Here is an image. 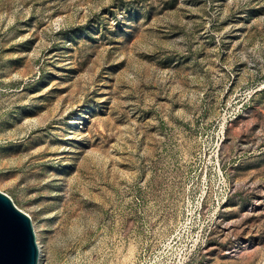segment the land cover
<instances>
[{
	"label": "rangeland",
	"instance_id": "1",
	"mask_svg": "<svg viewBox=\"0 0 264 264\" xmlns=\"http://www.w3.org/2000/svg\"><path fill=\"white\" fill-rule=\"evenodd\" d=\"M0 191L39 264H264V0H0Z\"/></svg>",
	"mask_w": 264,
	"mask_h": 264
},
{
	"label": "water",
	"instance_id": "2",
	"mask_svg": "<svg viewBox=\"0 0 264 264\" xmlns=\"http://www.w3.org/2000/svg\"><path fill=\"white\" fill-rule=\"evenodd\" d=\"M31 217L0 191V264H39Z\"/></svg>",
	"mask_w": 264,
	"mask_h": 264
},
{
	"label": "bare ground",
	"instance_id": "3",
	"mask_svg": "<svg viewBox=\"0 0 264 264\" xmlns=\"http://www.w3.org/2000/svg\"><path fill=\"white\" fill-rule=\"evenodd\" d=\"M34 226V225H33ZM35 230V229H34ZM35 233H36V230H35ZM37 240V239H36ZM37 243H38V247H39V251H40V254H41V247H40V243L39 241L37 240Z\"/></svg>",
	"mask_w": 264,
	"mask_h": 264
}]
</instances>
